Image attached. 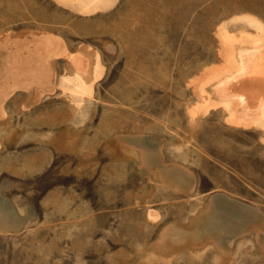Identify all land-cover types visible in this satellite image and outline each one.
I'll return each mask as SVG.
<instances>
[{
	"label": "rangeland",
	"instance_id": "374dc122",
	"mask_svg": "<svg viewBox=\"0 0 264 264\" xmlns=\"http://www.w3.org/2000/svg\"><path fill=\"white\" fill-rule=\"evenodd\" d=\"M223 33L263 40L264 0H0V264H264Z\"/></svg>",
	"mask_w": 264,
	"mask_h": 264
},
{
	"label": "bare ground",
	"instance_id": "6f19581e",
	"mask_svg": "<svg viewBox=\"0 0 264 264\" xmlns=\"http://www.w3.org/2000/svg\"><path fill=\"white\" fill-rule=\"evenodd\" d=\"M168 12L170 11L158 8L141 11L137 18L140 31H146L152 22H157L161 18L166 19L165 14ZM170 15L173 19V12ZM223 40L231 53L228 55L227 65L217 72L218 81L212 90L213 95L218 96V101L212 103L211 100L210 103L208 97L207 102L209 106L222 107L229 112L228 124L242 128L256 126L264 121V38L237 39L225 35ZM261 43L262 46L254 48ZM248 47L250 49H245ZM202 93H205L204 89Z\"/></svg>",
	"mask_w": 264,
	"mask_h": 264
}]
</instances>
